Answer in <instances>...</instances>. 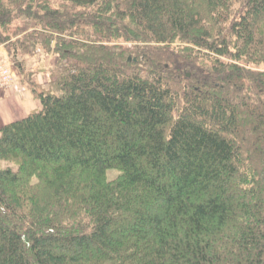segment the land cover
I'll return each mask as SVG.
<instances>
[{
  "label": "trees",
  "instance_id": "1",
  "mask_svg": "<svg viewBox=\"0 0 264 264\" xmlns=\"http://www.w3.org/2000/svg\"><path fill=\"white\" fill-rule=\"evenodd\" d=\"M0 44L55 57L0 126V264H264V0H0Z\"/></svg>",
  "mask_w": 264,
  "mask_h": 264
},
{
  "label": "rangeland",
  "instance_id": "2",
  "mask_svg": "<svg viewBox=\"0 0 264 264\" xmlns=\"http://www.w3.org/2000/svg\"><path fill=\"white\" fill-rule=\"evenodd\" d=\"M0 49L3 54L8 55V50L3 44H0ZM44 54V52H39L35 57H26L24 69L22 72L19 71L20 73L11 64L13 70L12 84L0 95V126L23 118L38 108L39 103L31 92V87L36 88L37 91L47 89L48 68L55 59L53 53H50L49 56ZM134 56L135 54H130L129 57L133 59ZM260 69L258 68V70ZM0 164L3 165V163Z\"/></svg>",
  "mask_w": 264,
  "mask_h": 264
},
{
  "label": "built area",
  "instance_id": "3",
  "mask_svg": "<svg viewBox=\"0 0 264 264\" xmlns=\"http://www.w3.org/2000/svg\"><path fill=\"white\" fill-rule=\"evenodd\" d=\"M13 81V73L10 64L5 60L0 49V89L9 87Z\"/></svg>",
  "mask_w": 264,
  "mask_h": 264
},
{
  "label": "water",
  "instance_id": "4",
  "mask_svg": "<svg viewBox=\"0 0 264 264\" xmlns=\"http://www.w3.org/2000/svg\"><path fill=\"white\" fill-rule=\"evenodd\" d=\"M128 60H131V58L130 57H128ZM133 61H135V59H133ZM189 74H187V76H188Z\"/></svg>",
  "mask_w": 264,
  "mask_h": 264
},
{
  "label": "crops",
  "instance_id": "5",
  "mask_svg": "<svg viewBox=\"0 0 264 264\" xmlns=\"http://www.w3.org/2000/svg\"><path fill=\"white\" fill-rule=\"evenodd\" d=\"M1 93H2V91H0V95H1ZM38 107H39V105H38ZM1 120V119H0Z\"/></svg>",
  "mask_w": 264,
  "mask_h": 264
}]
</instances>
